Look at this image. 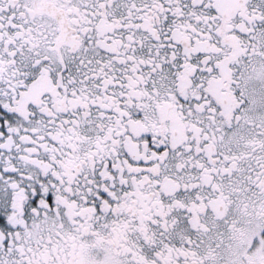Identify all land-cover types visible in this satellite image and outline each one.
Returning a JSON list of instances; mask_svg holds the SVG:
<instances>
[{"label":"snow or ice","instance_id":"obj_1","mask_svg":"<svg viewBox=\"0 0 264 264\" xmlns=\"http://www.w3.org/2000/svg\"><path fill=\"white\" fill-rule=\"evenodd\" d=\"M0 264H264V0H0Z\"/></svg>","mask_w":264,"mask_h":264}]
</instances>
